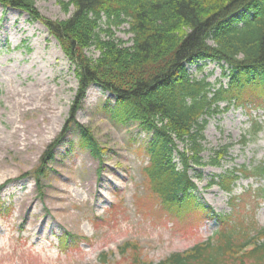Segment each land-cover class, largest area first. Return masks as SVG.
<instances>
[{
  "label": "rangeland",
  "instance_id": "1",
  "mask_svg": "<svg viewBox=\"0 0 264 264\" xmlns=\"http://www.w3.org/2000/svg\"><path fill=\"white\" fill-rule=\"evenodd\" d=\"M69 1L36 0V7L42 16L63 21L75 10L65 8ZM102 21L107 28L106 17ZM128 29L127 23L112 25L115 38L131 45ZM87 53L100 54L94 47ZM188 68L192 77L217 85L229 80L215 61ZM78 90L76 67L48 26L0 2V264H132L121 252L128 241L157 262L208 239L218 228L216 214H229L234 205L236 220L264 226V179L242 178L232 194L210 186L224 169L264 161V130L256 138L249 135L254 121H264L263 107L253 103L233 104L206 127L205 161L213 149L232 144L223 166L191 171L202 175L195 177L196 195L211 216L196 212L178 218L160 208L143 171L150 134L135 122L114 118L116 97L96 84L87 90L76 120L96 137L103 161L82 146L81 132L72 125L39 181L43 154L61 134ZM68 234L72 238L64 245Z\"/></svg>",
  "mask_w": 264,
  "mask_h": 264
},
{
  "label": "trees",
  "instance_id": "2",
  "mask_svg": "<svg viewBox=\"0 0 264 264\" xmlns=\"http://www.w3.org/2000/svg\"><path fill=\"white\" fill-rule=\"evenodd\" d=\"M0 2L43 21L76 67L78 95L61 134L43 154V167L36 171L39 181L72 125L81 132L82 146L103 161L96 137L76 120L87 90L96 84L116 97L114 118L135 122L150 134L143 147L149 158L143 171L160 208L178 218L196 212L211 216L196 195L195 177L202 175L191 171L221 167L230 154L232 144L221 145L205 161V130L212 116L244 102L264 109V0H70L65 8L73 5L75 10L63 21L42 16L36 0ZM125 23L133 35L131 45L112 31V25ZM91 47L100 52L97 58L88 55ZM206 60L226 69L227 83L191 76L188 65ZM222 102L227 103L224 109ZM253 125L249 135L256 138L264 121ZM249 139L245 134L242 142ZM252 177L264 179V161L224 169L210 186L232 194L240 179ZM236 213L234 205L229 214H216L218 228L212 236L160 261L145 258L137 242H125L121 252L132 264H264V226L236 220ZM71 238L66 235L64 245Z\"/></svg>",
  "mask_w": 264,
  "mask_h": 264
}]
</instances>
